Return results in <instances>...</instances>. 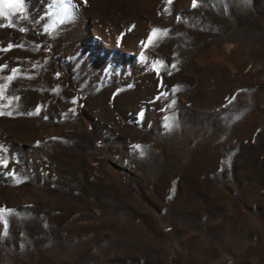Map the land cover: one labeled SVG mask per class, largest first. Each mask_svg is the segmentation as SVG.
Returning <instances> with one entry per match:
<instances>
[{
	"label": "rangeland",
	"instance_id": "374dc122",
	"mask_svg": "<svg viewBox=\"0 0 264 264\" xmlns=\"http://www.w3.org/2000/svg\"><path fill=\"white\" fill-rule=\"evenodd\" d=\"M72 3L0 5V264H264V0Z\"/></svg>",
	"mask_w": 264,
	"mask_h": 264
},
{
	"label": "snow or ice",
	"instance_id": "6c2138e0",
	"mask_svg": "<svg viewBox=\"0 0 264 264\" xmlns=\"http://www.w3.org/2000/svg\"><path fill=\"white\" fill-rule=\"evenodd\" d=\"M0 5H6L10 8H13L15 10V12L17 13H21L23 14L25 12V5H24V0H0ZM197 3L196 0H193V7H196ZM51 7L55 8H59L61 15L58 17L57 21H54L52 25H50V27L55 28L57 23H64L68 20H71L74 16V13L72 11L74 5L72 3V0H52V5ZM11 14L7 11H4L3 8H0V16H5L8 17ZM49 15H52L51 13H49ZM22 19H26L25 16L21 15ZM3 26V25H0ZM14 26V25H13ZM21 31H25L26 29H20ZM47 30V29H46ZM167 35V30H160V29H153L152 33L149 35L148 38V43H153L158 37H163ZM143 43V42H142ZM147 46V44L145 45ZM13 47V45L9 44L8 45V49H11ZM5 49V50H8ZM144 57L142 56V59ZM161 64V62L157 61L154 63V67H156V65ZM173 67H175V65H173ZM14 75L18 73V70L13 69L12 70ZM14 78V76H9L7 77V79L9 81H11ZM4 87H7L6 85ZM175 91V90H174ZM162 95H166L164 93H162ZM5 113L0 112V115H3ZM9 115H11V113H8ZM168 118H166L167 120ZM166 127H168L169 129L172 127V123L169 120V122L167 123ZM137 149L141 148L140 145H136L135 146ZM144 153L141 151V155H143ZM0 164H3L5 167H7L8 165V161L6 158H0ZM11 174V173H10ZM21 181L18 179L16 180V183H20ZM12 210L10 209H0V217H2L5 213H10Z\"/></svg>",
	"mask_w": 264,
	"mask_h": 264
}]
</instances>
